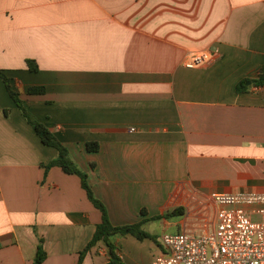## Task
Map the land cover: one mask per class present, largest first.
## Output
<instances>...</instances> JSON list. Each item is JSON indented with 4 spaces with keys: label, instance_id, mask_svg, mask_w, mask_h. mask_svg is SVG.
<instances>
[{
    "label": "crops",
    "instance_id": "obj_1",
    "mask_svg": "<svg viewBox=\"0 0 264 264\" xmlns=\"http://www.w3.org/2000/svg\"><path fill=\"white\" fill-rule=\"evenodd\" d=\"M216 51L211 66L185 67ZM263 67L264 0H0V70L114 226L182 207L164 229L210 232L211 194L264 193V88L237 92ZM58 156L0 78V264H36L40 239L43 264H77L92 240L102 214L78 176L46 171ZM157 236L113 241L126 264H153ZM109 256L100 242L84 264Z\"/></svg>",
    "mask_w": 264,
    "mask_h": 264
},
{
    "label": "built area",
    "instance_id": "obj_2",
    "mask_svg": "<svg viewBox=\"0 0 264 264\" xmlns=\"http://www.w3.org/2000/svg\"><path fill=\"white\" fill-rule=\"evenodd\" d=\"M217 56L196 53L185 67L207 68ZM209 201L218 207L214 229L161 235L153 264H264V193H214Z\"/></svg>",
    "mask_w": 264,
    "mask_h": 264
},
{
    "label": "trees",
    "instance_id": "obj_3",
    "mask_svg": "<svg viewBox=\"0 0 264 264\" xmlns=\"http://www.w3.org/2000/svg\"><path fill=\"white\" fill-rule=\"evenodd\" d=\"M29 65L33 71L37 70V67L33 64V62H29ZM0 78L2 79L5 87L12 98V100L16 103L18 108L20 109L23 117L28 122V124L34 129L36 134L41 139L42 143L45 146L52 147L57 149L59 156L57 159L53 160L48 165H45L44 168L46 171H49L52 168H60L63 172L69 175H76L81 179L82 188L87 193V196L90 202L94 205L96 209H98L101 214V223L97 225L96 231L92 240L88 243L86 248L80 253L79 261L77 264H84V260L86 256L92 251V249L97 246L100 242L106 244L109 249V260L106 264H126L123 259L120 257V248L114 243L113 238L116 236L127 237L133 236L139 241H144L146 239L153 240L157 242L159 236L153 235L150 232L145 230V225L148 222H160L162 220H170L175 218H180L185 215L186 210L182 207L176 208L173 211L156 217H152L150 219L142 220L136 224L124 225V226H114L111 223L109 213L105 207V205L95 196L92 187L89 185V175L83 172L79 166L73 161L70 155L69 149L57 138V136L53 133V131L48 128L46 125L35 120L26 110L24 106V102L21 98V95L16 92L13 88L11 80L9 77L0 70ZM252 82L253 85L257 88H264V67L260 70L259 75L254 80L242 81L237 86V92L239 94L245 93L249 90L248 83ZM45 88L37 87L31 88L29 90L30 95H44ZM88 152L96 153L99 151L100 145L98 143H88L86 145ZM142 216L147 215V211L144 209L140 213ZM47 259V253L44 248V240L40 239L38 246V253L35 263L43 264Z\"/></svg>",
    "mask_w": 264,
    "mask_h": 264
},
{
    "label": "rangeland",
    "instance_id": "obj_4",
    "mask_svg": "<svg viewBox=\"0 0 264 264\" xmlns=\"http://www.w3.org/2000/svg\"><path fill=\"white\" fill-rule=\"evenodd\" d=\"M227 194H231V193H227ZM228 209H230L231 207H226ZM215 211L213 208H211V216L213 217ZM177 220V218H175ZM145 229L152 233V234H156V235H163V234H177L179 233V231H177L175 226H168L166 227V229H164L163 225L161 222H151L148 225L145 226ZM200 230V229H199ZM197 234H201V233H197Z\"/></svg>",
    "mask_w": 264,
    "mask_h": 264
}]
</instances>
